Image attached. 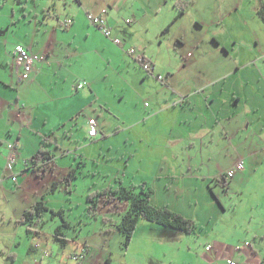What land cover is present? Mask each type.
<instances>
[{
  "label": "rangeland",
  "instance_id": "374dc122",
  "mask_svg": "<svg viewBox=\"0 0 264 264\" xmlns=\"http://www.w3.org/2000/svg\"><path fill=\"white\" fill-rule=\"evenodd\" d=\"M73 1L0 0V89H10L9 94L14 92L12 100L8 96L5 98L7 102L15 99L18 90L21 95L27 92L22 82L17 84L10 53L15 44L23 41L40 55L43 52L46 55L51 47L55 48L50 56L46 55L48 64L43 70L44 80L38 81L49 94L72 95L76 84L77 89L83 91L77 111L73 115L70 113L67 120L70 122L71 116L79 113V122L75 120L67 125H58L59 115L46 112L44 107L42 112L47 120L38 117L40 104L26 108L28 119L23 129L19 121L8 118L5 109L2 111L0 135L10 137L11 142H19L12 167L21 174L15 185L10 180L9 171L4 174L0 170V264H9L6 261L10 247L19 242L22 247L30 243L31 249L24 250L23 261V264H30L28 253L33 255L42 250L36 246V241H48L53 246L52 264L75 263L67 255V262H63V255L68 251L81 252L87 244L91 250L87 252L84 264H108V259L109 264H229V259L235 264H264V164L250 180L233 188L229 180L227 184L223 183V174L220 173L212 175L220 178L187 182L180 189L175 187L179 186L177 184L172 189L163 190L166 182L161 186L155 183L159 190L154 189L153 202L156 199L160 206L172 209L181 200L184 202L180 203V208H185L189 215L197 214L200 227L192 233L180 230L181 235L164 238L159 229L169 228L155 222L149 224L151 221L140 218L132 242L126 245L124 234L115 225L121 220L120 214L107 208L93 214L88 208L87 194L91 190L119 186L135 191L140 189L135 182L141 177L133 175L132 170L127 172L126 165L130 154L137 148V134L142 126L137 123L132 129L124 127L151 111L152 100L147 93L157 89L160 83L145 81L140 72L130 71L125 59L134 62L120 46L91 25L85 15L75 17V23L68 28L60 26L58 16L64 19L72 15L69 6ZM185 1L189 6L182 20L184 29L189 28L196 35L205 34L207 37L211 35L208 30L219 29L221 38H231L229 33H232L242 45L264 53V28L256 26L255 7L259 0ZM127 17L130 16L127 14ZM195 18L203 23H196ZM175 22L170 28L176 29ZM157 47V43H153L148 52L152 53ZM134 69L146 72L137 65ZM74 80L75 83L70 85ZM90 83L99 99L82 111L92 101ZM60 101L74 102L71 98ZM26 105L29 106V102ZM90 117L96 119L101 130L95 140L88 136ZM29 129L36 133L32 134ZM103 134L108 138L100 145L97 142ZM19 135L20 141L17 139ZM46 135L53 139L49 147L56 157L37 174L26 168V161L37 152L41 137ZM141 144L138 150L144 142ZM193 155L196 158V151ZM142 157L141 154L139 158ZM44 161L41 158L39 163ZM173 183L170 180L168 185ZM42 198L48 207L42 217L27 224L18 223L23 212ZM214 203L220 209H212ZM143 223L148 226H142ZM59 226L68 239L64 244L55 237ZM146 230L150 232L147 236L144 235ZM38 232L44 239L33 238ZM213 238L219 240L218 246ZM164 247H168V253ZM177 250L181 253L178 254Z\"/></svg>",
  "mask_w": 264,
  "mask_h": 264
},
{
  "label": "crops",
  "instance_id": "0c3cea01",
  "mask_svg": "<svg viewBox=\"0 0 264 264\" xmlns=\"http://www.w3.org/2000/svg\"><path fill=\"white\" fill-rule=\"evenodd\" d=\"M174 1L74 0L69 6V9L73 11L69 16L75 23L79 16L85 15L88 20V12L98 13L105 10L107 25L111 28L113 35L122 40V44L118 45L111 41L118 47L120 46L134 62L133 64L128 58H124L129 70L140 72L145 81L157 80L160 83L157 89L149 90L147 93L152 100V103L150 102L151 111L124 127V129H132L137 123L142 126L137 134V148L130 154L126 165L127 172L132 170L133 175L141 177V180L135 183L137 185L146 183L153 189L159 190L156 184L161 186L163 182H166L163 190L172 189L173 185L177 184L179 186L175 187L180 189L187 182L197 183L214 178L215 176L212 175L218 173L225 174L235 166L237 161L242 159L244 168L236 170L234 176L228 179L232 188L238 187L245 180H250L256 170L264 164V53H257L253 48L242 45L232 33H229L231 38H221L219 29H214L212 32L208 30L211 34L209 37L205 34L196 35L189 28L182 27L185 14L176 20V29L168 27L177 12L173 7ZM261 1L264 0H259L255 7L256 14ZM127 14L130 17L126 18ZM257 18L256 26L264 28V20L258 14ZM195 21L200 22L198 18H195ZM202 26L201 24L200 27ZM89 28L95 31L94 28ZM155 42L158 45L156 50L152 53L148 52ZM19 43L25 44L30 51L38 53L25 41ZM15 45L10 50L13 59L12 67L17 76V84L22 82L23 89L27 88V92L21 95L18 90L15 99L7 102L5 98L8 96V99L12 100L14 92L11 91L9 94L10 89H0V118H3L2 111L5 109L6 116L19 121L23 129L27 126L25 123L28 119L26 108L30 109L40 104L38 117L44 120H47V117L42 112V107L46 112L53 113L52 115H59L58 125H67L75 120L79 122L78 113L76 116H71L70 122L67 123L69 114L73 115L77 111L78 104H80L79 99L83 94V91L77 89V84L74 86L76 91H72L74 92L72 95L53 96L38 82L44 80L43 70L48 64L47 57L54 52L55 48L51 47L47 51V57L43 52L44 59L35 63L34 70L27 79L21 80L14 67ZM132 46H136V56L143 55L153 64L151 73L135 62L133 57L136 56L130 57L131 55L127 53L128 48ZM134 65L146 72L134 69ZM153 74H162L165 80H159ZM74 83L75 80L70 81V85ZM92 87L90 83L92 101L88 102L82 111L87 110L96 99H99ZM45 96L46 102L44 103ZM66 98H71L74 102L67 104L60 101ZM27 102L29 106L26 105ZM29 130L32 134L36 133ZM98 130L101 134V130L99 128ZM99 134L93 137L88 136L95 140ZM46 136L53 141L51 137ZM107 138L108 135L103 134L97 143L101 145ZM17 139L20 141L21 135ZM141 142H144V146L138 150V145H142ZM13 143L15 142H11L10 137L0 135V170L4 174L9 171L10 180L16 185L21 173L14 171L13 167L7 168ZM18 145L19 142L17 147ZM180 148L183 150H178ZM195 151L196 158L193 155ZM141 154L143 157L140 159ZM62 155L66 154L62 153ZM55 157L56 155L52 152V158H47L48 164L55 161ZM26 165V168L30 167L27 161ZM13 173H18L17 180L11 178ZM170 180H173L175 184L168 185ZM154 202L159 204L156 199ZM182 202L184 201L179 200L175 204L177 206H173L172 209L199 222L197 214L189 215L185 208H180L179 205ZM216 208L220 209L216 203L212 204V209ZM17 222L22 223L19 220ZM145 224L147 223H143L142 226H148ZM166 228L169 229H159L164 238L169 235L182 234V231L178 229L167 226ZM146 232L148 234L144 233V235L150 234L148 230ZM39 237H42L41 232L36 233L33 238ZM216 239L213 238V242L219 245V240ZM39 243L41 251L33 255L28 253L30 264H52V256L55 254L53 246L48 241H39ZM208 247L209 245L206 246ZM30 249V243L26 247H22L20 242L18 245L11 246L6 262L23 264L24 250L28 252ZM177 249L181 250L179 247ZM46 250L49 253H46ZM90 250V245L87 244L82 264ZM164 250L167 252L168 247H164ZM171 250L174 249L171 247ZM180 253L179 251L178 254ZM70 254L68 251L63 255V262H67L66 255L70 257ZM169 262L171 263V258Z\"/></svg>",
  "mask_w": 264,
  "mask_h": 264
},
{
  "label": "trees",
  "instance_id": "16d2710c",
  "mask_svg": "<svg viewBox=\"0 0 264 264\" xmlns=\"http://www.w3.org/2000/svg\"><path fill=\"white\" fill-rule=\"evenodd\" d=\"M188 6L189 2L185 0L174 1V7L176 8L177 12L168 27H170L176 20H178L181 16L185 14ZM257 14L264 20V1H261L260 5L258 6ZM58 18L60 26L64 28H68L70 25L73 24V18L70 16H67L64 19H61L60 16H58ZM112 37H116L113 35V32ZM108 38L113 41L111 37ZM52 143L53 141L47 136L41 137L36 154L30 157V159H28V164L30 165L28 169L31 168L36 171L37 174H39V170L48 162L44 161L37 167H34L33 165L38 164L41 158H43L44 160H47V158H52V151L49 147ZM236 164L233 168L230 169L234 170V173L236 170H241L236 169ZM228 171L222 175L224 184H227L228 179H231L234 176V174L232 177L228 176ZM70 175H72V172ZM217 178L220 177L211 178L209 179V181ZM135 186H140V189L135 191L134 188H128L126 186H119L117 188L104 187L101 189L91 190L87 194V200L89 201L88 208L91 209V212L93 214H97L100 212L101 209L107 208L113 213H117L122 216L121 220L119 222H116L115 225L124 234L126 245L132 242L140 218H144L151 222H155L170 228L182 230L187 233H192L195 228L200 227L199 223L194 219L186 217L183 214L174 211L169 207L160 206L159 204L153 202L152 195L154 193V189L151 186L147 185L146 183H141ZM47 209L48 207L45 203V200L42 198L36 201L30 208L24 211V213L19 219V222L27 224L36 218H40ZM55 237L61 240L62 244H64L65 241L68 240L63 230L61 229V226L56 228ZM46 253H49V251L46 250ZM231 261L234 262L233 260L229 259L228 263L230 264ZM109 263L110 259H108V264Z\"/></svg>",
  "mask_w": 264,
  "mask_h": 264
},
{
  "label": "built area",
  "instance_id": "2783aa9c",
  "mask_svg": "<svg viewBox=\"0 0 264 264\" xmlns=\"http://www.w3.org/2000/svg\"><path fill=\"white\" fill-rule=\"evenodd\" d=\"M104 12L105 10H103L102 12H98V13L88 12L87 17H88L89 22L95 25L96 27H98L107 37H111L116 44L121 45L122 40L120 38L112 37V31L110 27L107 25V20H106V16ZM127 53L131 56H136V53H137L136 48L133 46L128 48ZM13 56H14V67L21 80L27 79L29 75L32 73V71L34 70L35 63L37 61L44 59L43 55L30 51L29 48H27L22 43H18L15 45ZM133 58L135 59V62L139 63L145 70L149 71L150 73L152 72L153 64L145 56L141 55V56H136ZM153 75H155L159 80H162V81L165 80L162 74H153ZM89 124H90V127L88 130V135L90 137L97 136L99 134V130H98L95 118H90ZM17 144L18 142H15L11 146V151L9 154L8 165H7V168L9 169L12 168V164L15 162ZM46 162H48V160H46ZM39 164L40 163L35 164L34 167L39 166ZM243 167H244V161L241 159L237 162L236 169H242ZM233 174H234V170L228 171V176L232 177ZM17 177H18V173L11 174V178L13 180H17ZM35 244L37 247H40L39 242ZM84 253H85V247H84V250L81 252L71 253L70 257L74 259V262L76 264H82V258H83ZM230 264H235V262L231 261Z\"/></svg>",
  "mask_w": 264,
  "mask_h": 264
}]
</instances>
